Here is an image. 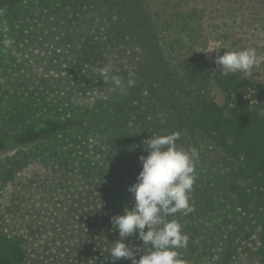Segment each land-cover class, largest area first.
I'll list each match as a JSON object with an SVG mask.
<instances>
[{
  "label": "trees",
  "instance_id": "trees-1",
  "mask_svg": "<svg viewBox=\"0 0 264 264\" xmlns=\"http://www.w3.org/2000/svg\"><path fill=\"white\" fill-rule=\"evenodd\" d=\"M0 9V152L16 149L0 160V264H112L111 217L134 203L144 144L173 131L199 156L193 211L175 216L189 236L184 264H232L236 252L264 264V45L223 34L219 56L257 53L250 73L225 76L194 51L205 8L0 0ZM104 66L120 87L97 75ZM210 220L219 225L206 229ZM125 243L143 248L136 234Z\"/></svg>",
  "mask_w": 264,
  "mask_h": 264
},
{
  "label": "clouds",
  "instance_id": "clouds-1",
  "mask_svg": "<svg viewBox=\"0 0 264 264\" xmlns=\"http://www.w3.org/2000/svg\"><path fill=\"white\" fill-rule=\"evenodd\" d=\"M3 15L0 9V16ZM0 30L7 32V25ZM13 42L5 39L3 44L10 47ZM215 62L225 76L237 72L250 73L257 64V53L255 48L224 51ZM111 72L108 66L97 69L100 78L104 81L111 79L116 87H120L121 78ZM134 83L133 79L128 80L129 87ZM180 137V131H173L147 138L146 146L143 143L147 155L139 157L141 170L136 182L128 186L134 203L130 208L125 207L122 214L111 217L113 230L119 235L107 251L112 264L121 259L129 260L130 264H184L178 249L187 248L189 236L182 231L175 216L193 211L190 197L199 156L195 148L178 147ZM133 234L142 241V249L125 243V239ZM141 250L143 254L137 259L136 253Z\"/></svg>",
  "mask_w": 264,
  "mask_h": 264
},
{
  "label": "rangeland",
  "instance_id": "rangeland-1",
  "mask_svg": "<svg viewBox=\"0 0 264 264\" xmlns=\"http://www.w3.org/2000/svg\"><path fill=\"white\" fill-rule=\"evenodd\" d=\"M168 1L179 3L181 6H197L205 8L206 14L203 19L204 43L202 45V35L200 42L195 47L197 55H203L210 63L216 65V57L220 54L223 34L242 38L248 44L264 45V0H150L151 5L156 10L165 7ZM215 50H210L214 49ZM210 50V51H209ZM259 73L264 79V65L260 66ZM217 100L221 103L222 97L216 91ZM16 153V149L0 152V160H4ZM8 190L6 193L8 194ZM219 222V220H217ZM217 222L208 221L205 223L206 229H213ZM229 227L225 229L228 230ZM220 233L212 237H220ZM250 242V241H249ZM248 241H243V246H250ZM232 264H246V256L237 253Z\"/></svg>",
  "mask_w": 264,
  "mask_h": 264
}]
</instances>
